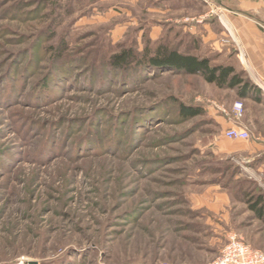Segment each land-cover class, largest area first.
<instances>
[{
    "label": "rangeland",
    "instance_id": "374dc122",
    "mask_svg": "<svg viewBox=\"0 0 264 264\" xmlns=\"http://www.w3.org/2000/svg\"><path fill=\"white\" fill-rule=\"evenodd\" d=\"M223 13L215 0H0V264H213L232 233L264 251L236 199L254 181L249 142L224 135L246 101L147 59L165 45L233 64ZM125 50L141 61L115 67Z\"/></svg>",
    "mask_w": 264,
    "mask_h": 264
},
{
    "label": "crops",
    "instance_id": "0c3cea01",
    "mask_svg": "<svg viewBox=\"0 0 264 264\" xmlns=\"http://www.w3.org/2000/svg\"><path fill=\"white\" fill-rule=\"evenodd\" d=\"M222 8V22L232 31L233 65L244 73L245 78L258 86L261 101L253 98H241L246 101L245 125L252 136L248 140L246 170L253 182L237 188L238 204L247 205L248 218L264 225V28L258 22V14L263 7V0H231L228 4L215 0ZM230 2V3H229ZM238 93V92H237ZM235 125L232 122L228 127ZM239 155V153H238ZM245 189V190H244ZM240 201V202H239ZM253 206V207H251ZM264 237V226L257 230Z\"/></svg>",
    "mask_w": 264,
    "mask_h": 264
},
{
    "label": "trees",
    "instance_id": "16d2710c",
    "mask_svg": "<svg viewBox=\"0 0 264 264\" xmlns=\"http://www.w3.org/2000/svg\"><path fill=\"white\" fill-rule=\"evenodd\" d=\"M147 59L152 67H167L187 74H201L206 81L218 87L236 88L238 95L242 98L262 100V97L258 95L260 93L258 86L245 78L244 73L238 71L233 65H211L207 58L181 53L165 45H159L154 54ZM140 61L131 50H125L115 55L112 63L115 67H123L126 64ZM200 113L197 108L181 105V114L185 117L196 116Z\"/></svg>",
    "mask_w": 264,
    "mask_h": 264
},
{
    "label": "built area",
    "instance_id": "2783aa9c",
    "mask_svg": "<svg viewBox=\"0 0 264 264\" xmlns=\"http://www.w3.org/2000/svg\"><path fill=\"white\" fill-rule=\"evenodd\" d=\"M243 110L242 102L234 104L237 119L242 117ZM224 135L231 140H249L251 136L250 131L245 126L237 123L228 127ZM213 264H264V251L253 248L236 233H232L228 243Z\"/></svg>",
    "mask_w": 264,
    "mask_h": 264
}]
</instances>
